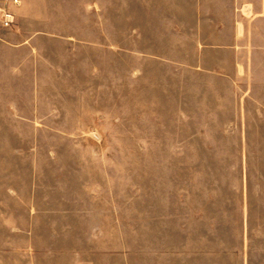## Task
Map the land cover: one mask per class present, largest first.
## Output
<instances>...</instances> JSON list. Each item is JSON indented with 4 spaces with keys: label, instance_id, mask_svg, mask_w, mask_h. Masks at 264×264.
<instances>
[{
    "label": "rangeland",
    "instance_id": "374dc122",
    "mask_svg": "<svg viewBox=\"0 0 264 264\" xmlns=\"http://www.w3.org/2000/svg\"><path fill=\"white\" fill-rule=\"evenodd\" d=\"M12 1L0 264H264V0Z\"/></svg>",
    "mask_w": 264,
    "mask_h": 264
},
{
    "label": "built area",
    "instance_id": "2783aa9c",
    "mask_svg": "<svg viewBox=\"0 0 264 264\" xmlns=\"http://www.w3.org/2000/svg\"><path fill=\"white\" fill-rule=\"evenodd\" d=\"M13 5L19 6V0H13ZM0 22L4 28H11L15 24V14L9 8H3L0 10Z\"/></svg>",
    "mask_w": 264,
    "mask_h": 264
},
{
    "label": "crops",
    "instance_id": "0c3cea01",
    "mask_svg": "<svg viewBox=\"0 0 264 264\" xmlns=\"http://www.w3.org/2000/svg\"><path fill=\"white\" fill-rule=\"evenodd\" d=\"M236 1V3L240 6V8H239V10H240V12H242V10H243V12H244V9L245 8H247V11L248 12H250V14H251V12H252V7L254 6V4H249L248 3V1L249 0H235ZM12 6H14V7H19V6H15V5H13V1H12ZM21 4V3H20ZM10 10H12L11 8H9ZM1 10V9H0ZM13 11V10H12ZM14 12V11H13ZM240 17H242V16H240ZM238 25H239V23H238ZM237 28V31L239 32V33H243V30H244V27H242V26H237L236 27ZM16 47L17 46H14V50H17L16 49ZM18 48V47H17Z\"/></svg>",
    "mask_w": 264,
    "mask_h": 264
}]
</instances>
